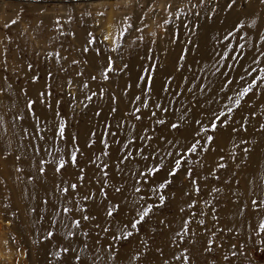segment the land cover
<instances>
[{
    "label": "rangeland",
    "instance_id": "374dc122",
    "mask_svg": "<svg viewBox=\"0 0 264 264\" xmlns=\"http://www.w3.org/2000/svg\"><path fill=\"white\" fill-rule=\"evenodd\" d=\"M229 2L0 0V264H264L250 251L264 217L251 205L264 199V81L235 105L264 68V0ZM226 105L227 123L195 136ZM196 139L203 149L187 152ZM145 165L160 168L148 183Z\"/></svg>",
    "mask_w": 264,
    "mask_h": 264
},
{
    "label": "snow or ice",
    "instance_id": "6c2138e0",
    "mask_svg": "<svg viewBox=\"0 0 264 264\" xmlns=\"http://www.w3.org/2000/svg\"><path fill=\"white\" fill-rule=\"evenodd\" d=\"M237 0H230L229 3L226 4V8L227 9H232L234 7V5L236 4ZM12 23H15V21H13ZM227 38V37H226ZM241 39H243V37H241ZM89 43H91V41H89ZM241 47H243V45H241ZM85 51H87V49H84ZM227 55V54H225ZM261 55H264V53H261ZM180 59H183V57H181ZM232 59H236V57H232ZM254 63H259V60H257L255 57H254V60H253ZM75 63V61H74ZM107 70L108 72H111L112 71V66H111V61H109L108 65H107ZM146 72H148V69H145ZM217 71H219V69H217ZM257 69L253 68L251 69V71L248 73L249 75L252 74V72H256ZM259 73H261V75H258V76H254L252 81L249 82L247 84V87H242V90L239 92L238 96L236 97L235 99V105L236 106H239L240 104V101L248 95V93L254 88V87H257L259 86L257 84V81H264V68H260L259 70ZM223 75V73H222ZM107 78V77H105ZM94 79V77H93ZM140 81H142L144 84H145V89L142 90V94L143 95H147L148 92L151 90V87H152V82H153V77L149 74L147 76H144L142 75L140 78ZM171 83V81H169V84ZM228 83H232V81H228ZM227 84H223L221 86V90H223L224 87H226ZM163 91H168V88L167 87H164L163 88ZM89 99H91V97H89ZM137 100H140L141 97L140 96H137L136 97ZM229 99H232V97H229ZM143 103V102H142ZM144 107H147V104H143ZM29 108L32 107V104L31 102L29 103L28 105ZM157 107H160L159 105H157ZM227 112H224V111H219V112H216V111H213L209 116H208V127H205L204 124H203V121H200V120H197L195 121L196 124H199L200 125V128L197 129L195 131V136L199 137L202 135L203 132H207V131H211V132H215L218 127L224 125L227 123V120H226V117H228L232 111H233V108L231 106H227ZM164 111H167V109H163ZM113 111H115V109H113ZM136 111H140L139 108L136 109ZM99 115V113H98ZM153 115H155V113H153ZM137 119H140L139 116L136 117ZM158 123L160 124H163L164 121L162 119L158 120L157 121ZM171 128L172 129H178L179 128V125L177 124H172L171 125ZM57 135H59L61 137V139H63L64 137V128L63 126H61L59 128V131L56 133ZM111 135H115V133H111ZM147 139H152V137H147ZM214 140V137L209 135L207 136L206 140L204 141V144H207V143H211L212 141ZM133 141H129L128 142V145L132 144ZM167 143L169 144H172L173 142L172 141H167ZM241 143H246V141H243L241 140ZM204 144L201 143V140L199 139H196L194 143H192L190 146L187 147V152H190V153H196L197 152V149L198 147H200L201 149H203L204 147ZM128 145H124V147H128ZM245 152L248 151L247 148L243 149ZM142 151V149H141ZM169 156H173L174 154L172 152H169L168 153ZM175 156H180L181 158H178V159H175V162H174V167L168 172V175L169 176H175L177 174V170L180 169L181 167V163H182V154L180 152H177L175 153ZM132 157V153L129 152L128 154L124 155L122 158H121V163H124V161L126 160H129L130 158ZM143 159L145 160H148L149 159V156H144ZM71 160L73 163H75L77 161V157L75 155V152L72 153L71 155ZM58 167L55 168V171L56 172H60L61 169L64 168V161L63 160H60L58 162ZM106 167V165H105ZM219 167H224L223 164L219 165ZM40 173L43 174L44 173V168L41 164V167L39 169ZM160 172V168L158 167H155V166H149V165H145V170L144 171H140L138 173V175L140 177H143L144 178V183H148L147 181V177L148 176H155L156 174H158ZM191 174L190 170H189V175ZM169 181L165 180L164 183H160L158 185V188H153L152 191H158V190H162L164 189L165 187V184L168 183ZM137 183H140V180H137ZM193 184H195V180L192 181ZM73 189L76 188V185L73 184L71 186ZM67 191V190H65ZM115 191L119 192L120 189L119 188H116ZM136 191L139 192L140 189L139 188H136ZM141 199H143V197H141ZM160 200L161 202H163L164 200V196H160ZM251 205L254 206V210H259L261 208H264V199H252L251 200ZM152 210V206L149 205L148 207L144 208L143 211H140L139 209H137V212H138V215H139V219H134V220H130L129 221V224H130V227L131 229H136L137 228V225L142 223L144 221V219L149 215V213L151 212ZM70 210L68 208H64V213L67 214ZM107 215L108 216H112L113 215V212L111 210H108L107 211ZM91 217L85 215L83 217L84 220H88L90 219ZM187 223V222H185ZM203 223V222H201ZM80 225V222L79 221H73L72 223V227H79ZM125 228L128 227V225L124 226ZM103 231L107 232L109 229L108 228H104L102 229ZM186 230V229H185ZM252 234L254 237H260V239L257 241V240H253V243L255 244V248L253 249H250L251 252L253 253H261V254H264V247H261V245H264V217L260 218L258 220V222L254 225H252ZM73 235L72 232H68L66 234V237L70 238L71 236ZM132 235V232L131 231H123L122 230V236L124 239H127L128 237H130ZM177 235H179V233H177ZM54 236L53 232L49 231L47 233V237L46 239H52ZM121 237L119 236H114L113 239H120ZM233 249H236V245H233L232 246ZM69 248L68 247H65L63 249V251L65 253L69 252ZM208 250H211V248L209 247ZM239 251V249H237V251H233L232 252V256H235L237 255V252ZM59 252L56 253V256L59 258ZM74 260H76L77 262L80 261V257L77 255V256H74L73 257ZM224 259L225 260H228L229 257L228 256H224ZM187 260V258L185 257V261Z\"/></svg>",
    "mask_w": 264,
    "mask_h": 264
}]
</instances>
